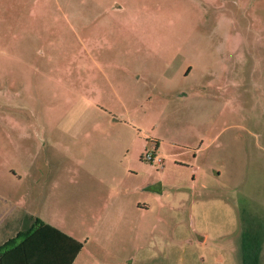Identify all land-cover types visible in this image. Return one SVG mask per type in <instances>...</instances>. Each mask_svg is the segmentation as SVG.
Listing matches in <instances>:
<instances>
[{
  "label": "rangeland",
  "instance_id": "obj_1",
  "mask_svg": "<svg viewBox=\"0 0 264 264\" xmlns=\"http://www.w3.org/2000/svg\"><path fill=\"white\" fill-rule=\"evenodd\" d=\"M0 115L34 133L54 211L84 162L139 169L121 147L134 135L166 162L140 158L149 166L133 178L147 177L148 196L169 193L150 201H175L187 225L174 264H241L243 227L264 237V0H0ZM65 205L59 219L83 218ZM168 232L135 264H171Z\"/></svg>",
  "mask_w": 264,
  "mask_h": 264
},
{
  "label": "crops",
  "instance_id": "obj_2",
  "mask_svg": "<svg viewBox=\"0 0 264 264\" xmlns=\"http://www.w3.org/2000/svg\"><path fill=\"white\" fill-rule=\"evenodd\" d=\"M113 7L119 12L126 9L122 3H116ZM186 96L190 97V93L186 92ZM6 119L9 120L7 123L4 121ZM14 120L13 115H0V264L146 262L150 257L159 255V250L152 251L150 248L160 247L163 250L157 233L159 229H169L167 259L171 264L179 261L174 252L180 240L178 226L187 225L185 221L181 222L175 201L168 199L159 208L150 201L161 200L165 196L172 198L169 193L156 190L152 196H148L147 177L133 178L149 166L140 159L146 146L136 143L134 135L133 138L130 135L124 139L121 147L127 146L129 150L137 152L139 159L136 165H139V169L113 160L108 164L112 173L109 175L96 162H84L87 173L79 177L78 191L75 194L60 192L62 203L54 211L52 178L46 173L35 172L37 166L42 168V162L36 158L35 135L29 131L30 127H24L22 132L16 127L18 121ZM6 149L16 154V165L5 160ZM62 186H65V182L61 180ZM65 204L77 205L83 218L76 222L59 219L58 215L70 210ZM192 210L190 215L194 220L196 203ZM199 215L200 223L209 221L211 209L204 208ZM175 225L177 230L174 229ZM76 241L82 242L83 246L74 253Z\"/></svg>",
  "mask_w": 264,
  "mask_h": 264
},
{
  "label": "trees",
  "instance_id": "obj_3",
  "mask_svg": "<svg viewBox=\"0 0 264 264\" xmlns=\"http://www.w3.org/2000/svg\"><path fill=\"white\" fill-rule=\"evenodd\" d=\"M37 220L41 221L39 218H37ZM255 230L256 229H253V231ZM246 232L247 231H245V228L243 227L240 237L241 241H239V246L241 249V264H261L264 237L262 238L261 236H259L258 238H255V240H251L250 236L252 235H249ZM82 246V242L76 241V248L74 253H77L82 248Z\"/></svg>",
  "mask_w": 264,
  "mask_h": 264
},
{
  "label": "built area",
  "instance_id": "obj_4",
  "mask_svg": "<svg viewBox=\"0 0 264 264\" xmlns=\"http://www.w3.org/2000/svg\"><path fill=\"white\" fill-rule=\"evenodd\" d=\"M143 158L146 161L157 164L160 168L164 167V165H165V159L162 156H160L159 154H157L156 150L147 151L144 154Z\"/></svg>",
  "mask_w": 264,
  "mask_h": 264
}]
</instances>
